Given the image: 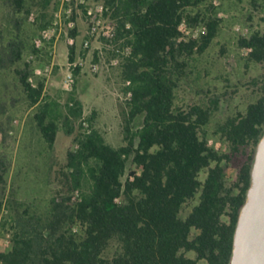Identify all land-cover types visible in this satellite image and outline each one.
I'll return each instance as SVG.
<instances>
[{
	"label": "trees",
	"instance_id": "trees-1",
	"mask_svg": "<svg viewBox=\"0 0 264 264\" xmlns=\"http://www.w3.org/2000/svg\"><path fill=\"white\" fill-rule=\"evenodd\" d=\"M51 1L42 4L46 8ZM104 1L113 9L116 37L131 46L121 64L128 95L119 104L124 143L108 141L97 123L98 110L86 115L75 88L62 103L46 94V77L36 74L30 62L17 68L48 147L54 148L60 130L74 135V141L57 175L59 186L44 208L18 198L0 159V230L11 233L0 261L231 264L264 136V29L251 23L250 34L239 37V46L250 49L242 57L246 67H259L242 83L256 99L218 124L215 133L225 144L219 149L210 143L205 126L227 100L226 92L204 89V102L177 103L183 82L192 83L191 63L220 33L224 18L218 5L213 0ZM253 2L261 10L259 1ZM14 3L30 13L28 0ZM39 19L41 30L52 23L46 12ZM183 22L205 29L181 39ZM9 45L22 56L23 40ZM45 48L32 45L35 53H48ZM75 58L72 45L70 59ZM233 165L234 175L229 173Z\"/></svg>",
	"mask_w": 264,
	"mask_h": 264
},
{
	"label": "rangeland",
	"instance_id": "rangeland-1",
	"mask_svg": "<svg viewBox=\"0 0 264 264\" xmlns=\"http://www.w3.org/2000/svg\"><path fill=\"white\" fill-rule=\"evenodd\" d=\"M213 1L224 18L220 33L208 51L191 63L189 80L192 83L183 82L178 90L177 103L204 102V89L226 92L227 100L205 126L210 141L213 140L212 144L222 149L225 144L215 133L218 124L228 115L245 110L256 99L253 89L242 86V83L256 75L259 67L255 64L246 67L242 57L249 50L239 46V37L250 34L251 23L255 28L264 29V0H258L262 5L259 7L261 10L255 8L254 0ZM102 2L105 1L87 0L82 4L77 0H52L45 8L42 0H28L31 10L28 13L18 10L14 0H0V159L7 164L9 184L15 187L18 198L40 208H44L59 186L57 175L66 161L74 135L60 130L54 148L48 147L34 119L36 108L29 103L16 69L24 67L27 61L33 68H40V75H44L47 80L46 94L65 103L72 91L64 88L68 63L72 61V44L68 38L70 35L74 36L75 60L85 61L84 65H80L79 73L75 71L74 87L84 103L85 114L89 115L93 109H97L98 126L108 141L115 146L123 144V121L119 104L125 102L128 95L123 90L125 84L121 78L122 61L116 64L112 62L110 53L101 54V47L106 40L103 35L92 38L91 46L85 47L90 27L87 8L96 7ZM69 8L73 9L71 16L67 12ZM42 12H46L52 20L49 27L57 26L62 29V33L56 47L50 43L44 46L48 53H35L32 45H36L35 39L42 32L39 28ZM249 15L252 16L251 19ZM71 20L75 23L73 27L69 24ZM57 21L59 23L56 25ZM114 25L115 20L108 18L103 30H109ZM190 27L196 35L201 31L198 26ZM21 39L25 48L22 56L18 57L9 43L16 40L22 43ZM92 62H99L98 72L91 71ZM35 73L38 74L36 71ZM33 76L35 82V75ZM235 84L240 87L233 86ZM226 85L231 86L226 88ZM229 173H236L234 165L230 167ZM10 238V231L2 228L0 250L10 246Z\"/></svg>",
	"mask_w": 264,
	"mask_h": 264
},
{
	"label": "built area",
	"instance_id": "built-area-1",
	"mask_svg": "<svg viewBox=\"0 0 264 264\" xmlns=\"http://www.w3.org/2000/svg\"><path fill=\"white\" fill-rule=\"evenodd\" d=\"M66 1H73L74 0H63V2ZM76 1V0H75ZM78 2H81L82 4L86 3L87 0H77ZM72 8H69L67 12L69 13V16L72 15ZM113 9L107 5L105 2L99 3L96 7H89L87 8V16L89 20V30H88V37L85 40V47L89 48L92 44V38L98 37V36H105V43L101 47V54L105 55V53H110V55L113 57L112 62L113 63H119L123 61L124 57L128 55L131 52V46L124 44V38L118 39L116 37V28L115 25L112 26L109 30H103L105 26V20L108 18H113ZM59 22H56V25ZM70 26H74L75 23L73 20L69 22ZM200 30H204L205 26H198ZM181 30L183 32L182 38H186L188 35H196L193 33L192 28L188 25L187 22H183L181 25ZM62 33V29H59V27H49L42 30L41 34L35 39L36 46L38 48H42L47 45V43L53 44V47H56L57 41L60 39ZM69 42L73 45L75 44V37L70 35L69 36ZM250 50L249 48H247ZM85 61H76L72 60L68 63V71L65 76L64 80V88L66 90H73L76 84V73L75 70L77 67H80V65H84ZM90 69L93 72H98L100 70V64L99 62H92L90 64ZM36 72L38 74L42 73V70L40 68L36 69ZM33 81V78H31ZM129 83V82H128ZM131 95V93H129ZM210 143H213V140L210 141ZM219 143H217V146ZM78 198V194L76 193L74 196V199ZM10 236V235H9ZM10 242V241H9ZM0 264H3L0 261Z\"/></svg>",
	"mask_w": 264,
	"mask_h": 264
},
{
	"label": "water",
	"instance_id": "water-1",
	"mask_svg": "<svg viewBox=\"0 0 264 264\" xmlns=\"http://www.w3.org/2000/svg\"><path fill=\"white\" fill-rule=\"evenodd\" d=\"M231 264H264V136L256 150L251 186L240 212Z\"/></svg>",
	"mask_w": 264,
	"mask_h": 264
}]
</instances>
